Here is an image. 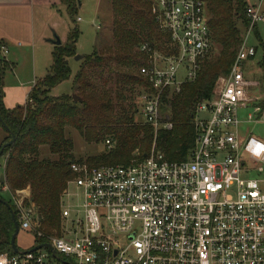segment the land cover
<instances>
[{"label": "built area", "instance_id": "2783aa9c", "mask_svg": "<svg viewBox=\"0 0 264 264\" xmlns=\"http://www.w3.org/2000/svg\"><path fill=\"white\" fill-rule=\"evenodd\" d=\"M150 2L172 50L151 54L149 66L139 69L154 91L141 95L139 114L156 131L170 126L158 119L160 92L193 80L211 54L212 40L202 1ZM258 10L247 8L251 25L229 71L196 108L187 159L166 160L152 147L128 165L72 162L76 175L60 199L62 235L44 242L54 253L46 247L4 252L0 264H65L60 257L67 264H264V94L246 78L245 68L256 54L246 40L262 20ZM246 109L242 130L237 115ZM14 206L19 228L34 232L33 211L22 202Z\"/></svg>", "mask_w": 264, "mask_h": 264}, {"label": "trees", "instance_id": "16d2710c", "mask_svg": "<svg viewBox=\"0 0 264 264\" xmlns=\"http://www.w3.org/2000/svg\"><path fill=\"white\" fill-rule=\"evenodd\" d=\"M200 1L208 19L211 56L200 64L193 80L183 81L178 90L167 88L160 92L158 119L170 125L166 129L155 131L152 125L137 119V106L133 103L135 94L154 92L139 69L149 66L151 54L172 52L170 38L159 29L151 13L150 0H108L110 37L82 56L71 78L72 92L79 100H73L71 94L50 95L72 74L69 59L75 55L80 35L76 25L78 0H60L73 25L67 42L53 48L52 64L30 89L27 102L11 109L5 108L2 101V78L11 65L1 57L4 45L0 43V117L5 125L0 123L4 131L0 147L11 139V134L14 137L0 156H4L0 186L10 196L7 201L0 194L10 206L9 209L0 202V253L16 254L10 238L14 233L13 218L20 227L13 204L17 192L28 190L22 205L34 213L35 245L62 235L60 199L76 175L70 169L72 162L88 167L128 165L143 160L152 147L169 161L188 158L196 136V108L211 97L216 78L229 71L251 25L246 0ZM251 32L261 43L256 24ZM143 46L146 50L141 49ZM259 66L264 71V57ZM259 84L264 92V76ZM71 129L86 144L97 145L106 140L109 144H104L98 154L77 157L72 153L73 140L67 134ZM41 146H46L55 159L42 157ZM59 259L65 264L71 262Z\"/></svg>", "mask_w": 264, "mask_h": 264}, {"label": "crops", "instance_id": "0c3cea01", "mask_svg": "<svg viewBox=\"0 0 264 264\" xmlns=\"http://www.w3.org/2000/svg\"><path fill=\"white\" fill-rule=\"evenodd\" d=\"M81 2L79 11L85 0ZM69 29L67 9L60 0H0V43L6 48V53L1 54V57L11 65L4 72L1 83L5 108L11 109L27 102L30 89L38 79L46 75L52 64L51 54L56 46L52 43L53 37L57 36L63 44ZM22 57L29 58L32 77L23 98L15 100L14 96L24 82L19 81L20 77L14 65L21 63ZM7 72L11 73L15 83L9 82ZM70 94H73L72 89Z\"/></svg>", "mask_w": 264, "mask_h": 264}, {"label": "rangeland", "instance_id": "374dc122", "mask_svg": "<svg viewBox=\"0 0 264 264\" xmlns=\"http://www.w3.org/2000/svg\"><path fill=\"white\" fill-rule=\"evenodd\" d=\"M247 3L250 6H253L254 8H258V16L262 20L257 21V32L258 36L261 39V43L259 42L258 38L255 36L253 32H249L248 38L246 40V45L247 46H252L255 49V56L254 58L249 62L246 63V78L250 79L254 82L258 83V89L260 94H264L263 90L260 87L259 81L263 78L264 76V71L263 68L259 66L261 63L263 57H264V0H246ZM80 3L82 4L81 0ZM81 10L79 11V20H76V25H78V28L80 30V35L78 37V42L76 43V55L83 56L85 54H90L91 52L94 51V49L98 48L99 46V41L101 43L105 41L106 39L108 40L110 37V9L108 8L107 0H85L84 4L80 8ZM97 12L99 14H97ZM73 25L70 22V30L72 29ZM249 29V28H248ZM247 29V30H248ZM68 37V36H67ZM67 38L65 39V42ZM211 56V54H210ZM80 60L75 61L74 58L69 59V66H70V71H71V77L68 81H64L61 84L57 85L54 87V90H52L50 93L51 96H56V95H61V94H69L70 93V85H71V78L75 74L76 70L78 69L80 65ZM260 62V63H259ZM15 69H17V73L20 80H23L24 84H21L20 90H18L16 93L15 100L17 98H23L24 92L28 91V88L30 86L29 80L32 77V69L30 66V61L29 58L22 57L21 63H15L14 65ZM7 79L11 83H15V80L13 79V76H11L10 72H7L6 74ZM37 84V83H36ZM36 84L34 86H36ZM33 86V87H34ZM142 95V94H141ZM141 95L139 96L138 94H135L133 96L134 99V104L137 106V114L136 118L139 120L140 119V114H139V106L141 105L140 99ZM19 99V100H21ZM250 113V110H241L238 112V119L241 123H243L242 130L245 129V123L248 119V114ZM202 116V115H199ZM68 136L72 138L73 140V150L72 153L77 156V157H82L85 158L87 155H94L98 154L103 150L104 144L99 143V144H86L84 140L79 137L77 132L74 129H71L68 131ZM4 137V131L0 128V142ZM42 157H49L51 159H55L54 155H51L48 153L46 146H41L40 147V152ZM4 163V156L0 158V167L2 168ZM0 175H3L2 173ZM70 191L76 190L75 185H70L69 186ZM0 194L5 197V199L8 201L10 198L9 194L4 190L3 187L0 186ZM28 196V190L27 191H21L17 192L15 196V201L17 203H21L22 199L26 198ZM8 198V199H7ZM14 204V201H13ZM124 235H120L119 237H123ZM16 246L20 251H28L32 247L35 246V239L30 230H23L19 229L18 234L16 236L15 240Z\"/></svg>", "mask_w": 264, "mask_h": 264}, {"label": "water", "instance_id": "95a60500", "mask_svg": "<svg viewBox=\"0 0 264 264\" xmlns=\"http://www.w3.org/2000/svg\"><path fill=\"white\" fill-rule=\"evenodd\" d=\"M81 3H80V0H78V8L80 7ZM54 39L52 40V43L56 46H59L61 45V41L59 40V38L57 36H54L53 37ZM74 60L75 61H79L82 59V56L80 55H74L73 56ZM73 100H79L78 96L76 94H71ZM0 123L2 125V127H5L4 123L2 122L1 120V117H0ZM14 140V137L13 135L11 134V139L5 143L2 144V146L0 147V156L2 155L4 149L9 146L10 144H12ZM3 182V175H0V183ZM0 202H2L4 205H6L9 209H10V206L7 202H5L3 199L0 198ZM13 218V216H12ZM13 223H14V233L12 234L11 238H10V246L13 250V252H15L16 254H23L25 252H31V251H37V250H40L42 247H46L48 249H50L52 252L53 250L50 248L49 244L47 243H41L40 245H35L34 247H32L30 250L28 251H20L17 246H16V243H15V240H16V236L18 234V231H19V226H18V223L17 221L13 218ZM132 238V237H130ZM54 253V252H53Z\"/></svg>", "mask_w": 264, "mask_h": 264}]
</instances>
